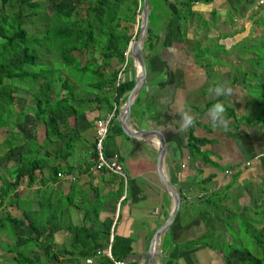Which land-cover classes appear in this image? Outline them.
I'll use <instances>...</instances> for the list:
<instances>
[{"label":"crops","instance_id":"crops-1","mask_svg":"<svg viewBox=\"0 0 264 264\" xmlns=\"http://www.w3.org/2000/svg\"><path fill=\"white\" fill-rule=\"evenodd\" d=\"M152 1L149 38L142 47L145 80L131 103L126 130L161 133L165 140L161 173L178 192L180 204L158 240L157 258L150 264H226L223 252L237 264L245 259L243 254H250L239 249L247 237L260 248L254 253L263 255L264 94L254 100L251 87L258 83L257 77L264 85V67L257 65L251 71L255 53L248 51V45L264 36L255 25L264 12V0L194 2L185 20L177 17L183 9L176 0ZM139 15L135 16L134 32ZM122 67L120 81L134 84V62L130 59ZM218 83L231 88L232 94H209L208 88ZM217 101L224 105L225 113L223 122L213 125L208 110ZM122 104L113 105L115 117L103 151L107 158L117 156L125 182L106 172L85 170L92 162L95 122L110 111L89 107L69 124L75 134L69 142V155L63 152L65 138L48 143L42 127L33 137H41L36 142L38 160L27 162L40 170L30 184L26 177L20 179L16 194H9L3 208L17 203L22 209L38 211L42 218L55 215L62 229L54 233L53 244L43 241L41 253L69 250L73 240L63 228L88 221L87 225L96 223L100 232L95 249L100 254L95 252L80 264H104L100 257L107 249L113 259L143 264L154 232L169 216L172 198L156 172L158 136H125L118 123ZM185 111L194 124L181 132L179 113ZM189 135L204 141L198 157L189 153ZM16 146L12 155L6 151L7 159H18L14 166L26 153L25 143L17 141ZM105 222H110L108 228Z\"/></svg>","mask_w":264,"mask_h":264},{"label":"trees","instance_id":"trees-1","mask_svg":"<svg viewBox=\"0 0 264 264\" xmlns=\"http://www.w3.org/2000/svg\"><path fill=\"white\" fill-rule=\"evenodd\" d=\"M176 1L183 9L177 17L185 20L191 15L192 3L211 0ZM140 2L0 0V119L8 116L5 122L0 123V128L6 126L10 129L6 140L13 133L9 117L15 115L18 122L22 117V113L16 111V106L21 107L17 98L20 88L27 93V100L32 102L31 112L44 131L45 141L53 143L65 138L67 145L63 152L66 155L70 154L67 149L72 143L69 142L75 137L68 126L74 124L78 115L89 107L103 109L101 111L106 113L111 111L113 105L116 107L123 103L133 81L119 80L117 85L115 83L122 66L130 61L129 57L125 58V52L133 37ZM152 2L149 0L148 7L152 6ZM153 12L151 10L149 19ZM27 25L31 26L32 31ZM148 38L147 27L144 45ZM42 51L46 55H54L52 65L38 62ZM87 52L93 55L89 60L85 58ZM83 57L84 61H81ZM86 94L93 95V98L86 97ZM202 143L203 140L188 136L187 147L191 156L200 155ZM16 148L13 145L6 151L12 154ZM27 157L32 158L28 161L37 162L34 157ZM19 163L16 172L12 170L16 174L11 182H1L0 212H4V202L9 194H16L20 179L26 177L30 184L35 179L34 174L40 170L39 166L29 162ZM90 166H85L87 172ZM8 207L15 208L11 213L0 214V233L12 239V244H0V264H4L3 259L7 254L11 255V264H80L94 257L100 236V232L95 229L96 223L87 225L88 221H85L80 226L63 228L72 237V247L66 251H44L38 256L33 249L40 251L45 239L53 244L54 233L62 229L59 220H55L54 214L50 218H42V213L39 215L38 211L22 209L17 203L9 204ZM109 225L110 222L104 223L106 228ZM223 255L226 264H232L227 252H223ZM243 255L245 259L237 264H264V254L261 257ZM100 259L104 264H111L105 256Z\"/></svg>","mask_w":264,"mask_h":264},{"label":"rangeland","instance_id":"rangeland-1","mask_svg":"<svg viewBox=\"0 0 264 264\" xmlns=\"http://www.w3.org/2000/svg\"><path fill=\"white\" fill-rule=\"evenodd\" d=\"M255 25H257L259 28H261L264 31V12H260L259 13V18L257 23H255ZM27 28L29 30L32 31L31 26L27 25ZM134 30H133V34H134ZM264 36L262 37H258L256 39H253L250 42V45H248V51H251L252 53H255V57L254 60H252L251 63V71L255 70L257 65L258 67H264V55H263V51H264ZM91 56H93L91 53H86L85 58L87 60H89V58H91ZM54 55H46L45 51H42L41 54V59L38 61L39 63H43V64H48V65H52ZM81 61H84V57L80 59ZM33 71V69L31 70ZM257 81L258 83L253 84L251 89L252 92L254 93V100H258V98H262V94H264V85H262L261 83L263 82L261 77H257ZM27 88V86H25ZM19 97H18V96ZM17 98L19 99V101L21 102V107L19 108V106H16V111L21 112L22 113V117L20 119V121H17V117L14 116H10L9 117V122L13 125V127H11L12 130V134L8 135V139L6 140L7 137V132L10 130L8 127H3L0 128V191L2 188L1 182H5V181H10V178H13L14 175L16 174L15 172H12V170L16 171V167L14 166L13 162H17L18 159L15 158L14 161L7 159L9 158V156L6 157V149H11V147L13 145H16L17 141L20 144L25 143V150H27L28 152H26L24 155H22L20 157L21 161L23 162H27L28 160H32V158H28L27 156L30 155L32 157H34V160H38V156L36 154V152L39 149V145H37V139L33 140L34 136H38V131L40 130V127L38 126L37 122L34 119L33 113L31 112V107H32V102L30 101V99L27 100V93L24 91V89L20 88L18 93H17ZM88 98H91V94H86L85 95ZM7 115L2 116L3 119H0V123L5 122L7 120ZM1 118V116H0ZM8 122V123H9ZM32 139V140H31ZM12 155V154H11ZM13 159V158H11ZM20 161V162H21ZM20 166V163L19 165ZM20 183V181H19ZM21 193H19L18 191V196H20ZM9 200L13 201L14 199L12 197L9 198ZM6 201V200H5ZM8 201V200H7ZM4 202L5 203H7ZM7 207V208H6ZM6 209V210H5ZM4 212H0V214H4V213H11L12 209L9 208L7 205L3 208ZM246 239H248L246 241V243L243 244V246L239 249H241L244 253L245 249L248 253H250L251 255L254 256H258L261 257V255H257L254 253V251H258L260 252V248H257L256 246L254 247L252 244V238L247 237ZM6 243V244H12V239H8V237L5 235V233H0V244L1 243ZM224 250H226V247H224ZM1 251V250H0ZM34 254L36 255H41L42 253L38 250V249H33ZM10 254H7L4 257V264H11L10 262Z\"/></svg>","mask_w":264,"mask_h":264},{"label":"water","instance_id":"water-1","mask_svg":"<svg viewBox=\"0 0 264 264\" xmlns=\"http://www.w3.org/2000/svg\"><path fill=\"white\" fill-rule=\"evenodd\" d=\"M148 0H141L140 3V15L139 22L135 28V37L129 42L127 46L126 53H128L129 58L134 62L137 68V75L134 80V84L131 89L128 91L126 98L118 111V123L119 127L122 130L123 134L129 138H139L145 134H156L158 136V146L155 147V167L156 172L158 174L159 180L166 191L170 194L172 198V206L170 209V213L166 221L154 232V235L149 243V246L145 252L143 258V264H150L151 260L157 258L158 253L153 251V242L157 243V247L159 246L158 240L161 235L165 232V230L172 223L174 217L177 214L180 204V197L175 188L170 184L166 177H164L161 173V164L165 150V140L160 132L152 131V130H136L134 129L131 133L126 130V124L129 120V110L131 103L137 93L139 87L144 83L145 73H146V61L142 53V47L144 38L146 36L147 27H148Z\"/></svg>","mask_w":264,"mask_h":264},{"label":"built area","instance_id":"built-area-1","mask_svg":"<svg viewBox=\"0 0 264 264\" xmlns=\"http://www.w3.org/2000/svg\"><path fill=\"white\" fill-rule=\"evenodd\" d=\"M259 4H262V1H260ZM129 57L128 53L125 52V58ZM125 65V64H124ZM123 68V67H122ZM121 77V72L117 75V80L115 85L118 84ZM115 107L105 115L104 118L99 119L95 122V130H94V137L92 141V162L91 166L88 167V172H106L110 175H114L116 177H119L125 182L126 174L125 171L120 164V162L117 160V156L114 155L111 158H107L104 155L103 147H104V141L106 139L108 128L110 126L111 121L115 117ZM247 166L248 164H244ZM59 176V174H58ZM97 255L100 254L99 251L96 252ZM112 264H125L123 260H116L113 259L109 249L106 250V252L103 253Z\"/></svg>","mask_w":264,"mask_h":264},{"label":"clouds","instance_id":"clouds-1","mask_svg":"<svg viewBox=\"0 0 264 264\" xmlns=\"http://www.w3.org/2000/svg\"><path fill=\"white\" fill-rule=\"evenodd\" d=\"M207 91L209 92V94H212L216 97L232 94L231 88H228L224 84L219 83L215 86L209 87ZM224 113V105L221 102L217 101L208 110V118L213 123V125H216L218 123L223 122ZM179 116L181 118L180 120L182 121L179 131H186L189 127L194 124V118L189 115L187 111L179 113Z\"/></svg>","mask_w":264,"mask_h":264},{"label":"bare ground","instance_id":"bare-ground-1","mask_svg":"<svg viewBox=\"0 0 264 264\" xmlns=\"http://www.w3.org/2000/svg\"><path fill=\"white\" fill-rule=\"evenodd\" d=\"M156 246H157V243L154 241V242H153V245H152V247H153V251H156V252H157Z\"/></svg>","mask_w":264,"mask_h":264}]
</instances>
